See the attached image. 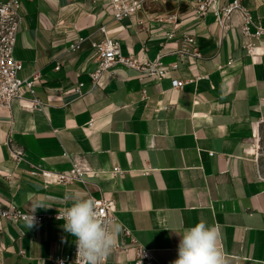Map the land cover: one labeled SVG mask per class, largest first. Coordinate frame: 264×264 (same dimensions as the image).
Instances as JSON below:
<instances>
[{"label": "crops", "instance_id": "1", "mask_svg": "<svg viewBox=\"0 0 264 264\" xmlns=\"http://www.w3.org/2000/svg\"><path fill=\"white\" fill-rule=\"evenodd\" d=\"M21 1L18 76L39 73L34 89L44 109L30 112L21 101L0 106V208L33 212L43 201L51 207L34 213L55 214L70 206L66 192L79 191L112 201L116 221L153 251L154 264H173L180 235L201 220L219 226L228 264H264V179L255 149L264 123V34L254 36L264 28V4L243 0L257 26L247 37L238 13L221 27L213 12L196 13V0L147 4L122 20L105 0ZM226 1L233 0L219 4ZM167 14L177 21L157 20ZM184 35L196 37L200 57L180 52ZM106 36L142 64L159 57L165 75L140 77L117 64L104 85L94 87L93 44ZM190 79L181 89L172 87L173 80ZM65 153L96 174L67 184L31 174L68 171ZM64 223L44 217L29 228V222L0 217V264H54L57 255L71 254L76 238ZM123 241L122 230L117 242ZM134 259L129 250L110 254L105 264Z\"/></svg>", "mask_w": 264, "mask_h": 264}, {"label": "built area", "instance_id": "2", "mask_svg": "<svg viewBox=\"0 0 264 264\" xmlns=\"http://www.w3.org/2000/svg\"><path fill=\"white\" fill-rule=\"evenodd\" d=\"M95 2V0H91ZM111 8L114 19L122 20L125 18H132L137 15L147 4L164 3L166 0H105ZM264 4V0H259ZM220 0H196V13L204 17L209 12H213L216 21L221 27H225L231 15L238 13L241 16L242 23L240 25L241 33L244 36H252L251 27L256 26L255 18L250 9L243 3V0L226 1L220 5ZM21 0H0V106L10 109L14 101H21L23 106L30 112L42 111L44 103L35 96V81L39 77L38 72L26 79H20L18 74L22 70V64L16 59L14 55L15 46L17 42V35L22 24ZM159 22L175 23L177 16L175 14L161 15L157 17ZM101 31L105 32V28L101 27ZM264 34V28L257 27L254 34L259 37ZM170 33L169 36H173ZM184 43L186 48L181 50L182 54H188L194 57H200L197 48V40L195 36L184 35ZM96 49V69L90 73L91 83L94 87L104 85V75L108 73L112 67L117 64L124 65L129 68L136 69L140 72V77L155 75L161 79L165 75L163 62L158 57L155 61L142 64L138 59L132 56H124L120 49V44L117 40L108 38L107 36L100 42L93 44ZM72 50L80 48V43L71 46ZM249 52L254 51V45L248 44ZM176 68L177 65L173 64ZM58 69V67H57ZM190 80H173L172 87L181 89ZM83 84L80 83L74 88L76 94H81ZM26 89L30 97L24 94ZM12 157L16 160H22V153L20 151H11ZM71 161V168L65 172L50 171L46 169H39L31 171V174H42L47 183L67 184L76 181L84 182L83 177L88 175H95L96 172L86 164L73 159L70 154H64ZM121 172L119 169H114L113 174ZM145 172V171H144ZM91 196L96 200L97 210L101 214V218L105 220H116L115 205L112 201L104 197ZM63 210L59 211L62 212ZM59 212L48 215H38L33 212H28L12 205L9 208H0V217L6 218L12 222L26 221L30 222L32 215L34 217V224H39L44 220V217H54L57 219ZM123 235L127 241L116 242L110 254L125 252L133 250L135 253L134 264H154L153 251L143 247L137 239L132 235L127 228L123 229ZM108 258V257H107ZM107 258L104 264L107 261ZM54 264H85L82 257H77V246L69 255H57L54 259Z\"/></svg>", "mask_w": 264, "mask_h": 264}, {"label": "clouds", "instance_id": "3", "mask_svg": "<svg viewBox=\"0 0 264 264\" xmlns=\"http://www.w3.org/2000/svg\"><path fill=\"white\" fill-rule=\"evenodd\" d=\"M63 201L69 207L59 212L57 219L65 223L63 228L76 238L77 257L85 264H104L123 230L116 220H105L97 210L95 198H85L79 191L66 192ZM43 201L35 204L38 208H50ZM34 224L32 215L29 228ZM220 230L218 225H207L201 220L195 226L186 228L178 245V258L173 264H228L224 250L219 246Z\"/></svg>", "mask_w": 264, "mask_h": 264}, {"label": "rangeland", "instance_id": "4", "mask_svg": "<svg viewBox=\"0 0 264 264\" xmlns=\"http://www.w3.org/2000/svg\"><path fill=\"white\" fill-rule=\"evenodd\" d=\"M256 154L260 174L264 179V123L261 124L260 130L256 135Z\"/></svg>", "mask_w": 264, "mask_h": 264}]
</instances>
